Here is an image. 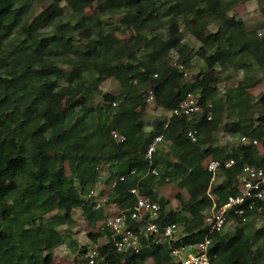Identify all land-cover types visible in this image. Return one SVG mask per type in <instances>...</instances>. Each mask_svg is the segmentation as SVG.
<instances>
[{"label": "trees", "instance_id": "1", "mask_svg": "<svg viewBox=\"0 0 264 264\" xmlns=\"http://www.w3.org/2000/svg\"><path fill=\"white\" fill-rule=\"evenodd\" d=\"M23 1L0 0V264H54L55 249L67 244L59 227L72 218L75 209L83 207L86 216L103 220L111 214L112 205L121 210L136 204L138 195L133 189L160 204L159 224L181 225L186 234L183 242L202 240L212 196L218 206L223 205L239 193L236 178L245 164L264 168V153L257 146L240 144L228 151L210 144L211 135L220 127L215 68L234 65L244 72L254 67L264 72V36L228 16L226 0H168L175 2L166 7L168 38L147 39L145 31L158 22L165 0H99L101 14L121 13L122 24L138 32L136 40L123 44L114 34L103 33L91 17L81 15L90 0H55L30 26L22 27L24 38L14 44L11 38L21 25ZM64 1L80 15L79 25L86 27L84 45H74L65 34H41L45 26L62 18ZM211 16L221 22L215 32L205 21ZM179 17L201 41L200 53L211 66L192 82H186L184 71L168 60L171 51L183 57L188 49L178 31ZM140 48L144 50L142 58L135 51ZM69 50H74L77 59L70 61L73 68L66 73L58 59ZM209 50L213 52L209 54ZM84 70L100 80L114 77L119 82L118 96L104 94L116 104L115 112L92 105L94 95ZM62 81L66 83L63 86ZM148 83L154 88L156 103L166 112L178 107L189 93L196 94L204 106L201 119L173 116L147 133L142 117L147 96L142 90ZM253 84L247 73L228 91L226 97L240 116L229 132L262 140L264 108L256 117L250 112L255 100L248 88ZM64 95L86 98L65 110ZM258 102L264 107V96ZM210 111L213 117L208 120ZM190 128L198 130L196 142L187 136ZM113 130L125 134L127 140H113ZM159 135L171 147L174 160L156 151L150 164L146 150ZM208 160L235 161L233 167L219 169L225 180L215 187L214 175L204 165ZM102 166H109L107 182L117 184L104 206L95 209L89 195L100 179ZM150 168H158L159 176ZM122 176L124 180H120ZM169 179L189 196L184 199L177 194L179 211L170 208L169 199L156 188ZM235 219L243 222L237 215ZM249 225L213 235L209 250L212 264H264V226L251 233ZM89 237L95 242L102 239L99 264H145L149 258L153 264H175L167 243L159 242L155 234L142 237L140 253L118 251L105 229ZM73 242L69 247L74 248ZM87 252V245L78 249L83 258Z\"/></svg>", "mask_w": 264, "mask_h": 264}, {"label": "rangeland", "instance_id": "2", "mask_svg": "<svg viewBox=\"0 0 264 264\" xmlns=\"http://www.w3.org/2000/svg\"><path fill=\"white\" fill-rule=\"evenodd\" d=\"M54 1L55 0H24L22 2L23 10L21 25L19 31H17L11 38L14 44H20L21 39L24 38L22 27L30 26L37 17L50 8ZM90 1V4L81 11V15L91 17L96 23V27H101L100 29H102L103 33L114 34V36L123 44L130 43L137 39L136 37L138 32L133 27H126L122 24L123 15L121 13L108 11L101 14L99 0ZM169 2L170 1L165 0L164 8L161 11L162 15L159 17L158 22L154 24V27H152L149 31H145L147 39H151L152 37L159 39L168 38L169 24L167 22L168 15L166 7L168 8L169 5L171 6L175 4V2ZM224 6L227 8L226 13L228 16L235 17L237 20L242 21L248 31H255L258 35L260 32H264V4L261 0H226ZM61 7L64 9V15L62 18L57 23L45 26L42 29L41 34L49 36L65 34L66 37H71L73 39L74 45H84L87 42V39L84 36V29H86V27L83 23L79 25L80 15L75 14L65 1L61 3ZM229 13H231V15H229ZM205 21L209 23V30L212 32L217 31L221 26V22L214 19L213 16L206 17ZM178 31L182 34L183 42L188 46V49L183 57H181L176 51H171L168 60L177 66L183 64L184 69L181 70L184 71V80L186 82H192L199 73L211 69V66L208 65V62L200 53L202 47L201 41H199L189 29H187L184 20L180 17L178 18ZM139 44L142 47L144 41L142 40ZM135 51L138 58H142L144 56L143 49L140 48V50L137 49ZM212 52V50H209L208 53L211 54ZM76 59L77 56L74 53V50H69L63 55L60 54L58 61L64 71L69 73L73 68V64L70 63V61H75ZM184 59L188 61L184 62ZM215 69L219 77L218 104L220 109L218 111V117L220 119V127L218 131L211 135L210 144L230 151L232 149H236L240 145L239 136L232 135L229 132L231 124L237 121L240 116L237 111L233 110L232 104L226 95L228 91L236 87L239 81L244 79L245 75L248 73L251 81L254 82V84L248 88V92L255 100L250 112L252 115H255V117L258 116L264 108L258 102L260 98L264 96V72L258 67L251 68L248 72H244V70L238 69L234 65L223 68L218 66ZM84 76L92 94L94 95L93 100L91 101L92 105L98 108L104 107L112 112H115L114 103L106 100L104 98V94L118 96L121 91L119 82L114 77L100 80L97 75L94 73L92 74L87 70H84ZM154 77H156V75H154ZM65 84V81H62V86ZM148 84L145 88H143L142 94H145L147 89L152 87V85ZM144 96L146 97V95ZM85 98V95L75 97L64 95L62 97V107L65 110H70L77 106L78 103L84 101ZM146 104L147 105L143 111L142 117L146 132L151 133L161 121L166 118L168 119V112L160 107L156 101L149 102L146 99ZM201 116L202 115H199L195 118V120L198 121L201 119ZM157 152L164 158L167 157L174 160L171 147L166 143L162 142L159 144L157 146ZM158 171L160 173L159 169ZM108 177L109 166H102L99 181L101 189L104 187L101 191L102 197L107 199L110 197L109 193L111 191L109 182H107ZM224 180V174L218 172L213 178L212 186L215 187L220 183H223ZM156 188L160 194L169 199V207L175 209L176 211H179L180 205V202L176 197L177 194L180 193L184 199H188L189 197L187 192L184 189L179 188L177 183L172 182L171 179L167 180L165 183L157 184ZM89 198L93 199L91 197ZM103 220H96L86 216L83 212V207L75 209L72 218L59 227L63 234L67 236V244L55 249L54 264H82V262L85 261V258L79 255L78 249L83 245H87L89 251L95 244L99 245V242H101L102 239L100 238L97 242H95L90 239L89 234L103 231ZM248 223L250 225L247 229L251 233H254L255 230L264 226V215H252L247 219V221H243L242 223L231 222L227 225L225 231L233 232L237 229L238 225L244 226ZM70 241H74L72 244L74 248L69 247ZM145 264H153L152 259H148Z\"/></svg>", "mask_w": 264, "mask_h": 264}, {"label": "built area", "instance_id": "3", "mask_svg": "<svg viewBox=\"0 0 264 264\" xmlns=\"http://www.w3.org/2000/svg\"><path fill=\"white\" fill-rule=\"evenodd\" d=\"M178 67L184 69L183 64H180ZM146 96L147 101H156L153 87L147 89ZM114 105L116 104L114 103ZM208 107L211 108L212 104L209 103ZM203 111L204 106L199 103L198 96L194 93H189L178 107L168 112V121L173 116L186 117L188 120H193L199 115H202ZM212 117L213 115L210 111L207 119L211 120ZM167 125L168 123H166ZM187 136L191 141L196 142L198 139V130L196 128H190L187 131ZM111 137L118 143H123L127 140L126 135L118 130H113ZM162 142L163 135L156 136L147 148L145 157L150 161V164L157 151V146ZM239 143L241 145L257 146L264 153V137L261 140L248 135H242L239 137ZM234 164V160H228L224 163L218 160H208L204 165L215 177L220 168L224 167L228 169L233 167ZM150 172L154 175H159L157 168H150ZM124 178L125 176H122L120 180H124ZM236 180L239 193L230 196L226 203L218 206L214 196H212L213 205L204 218L207 233L200 241L183 242L181 239L186 234L183 233L181 225L178 223L159 224L158 220L161 215L160 204L148 196H139L137 189L132 190L133 194L138 195L136 204L132 208L121 210L117 209L116 205H112L109 209L111 214L103 220V229L111 233L114 245L120 252L132 251L134 253H140L143 248L142 237L155 234L159 242L167 243L175 264H202L203 260H207L208 264H212L209 250L213 243V235L224 231L229 223L237 222L235 219L236 215L242 221H247L252 216V213L260 214L264 212V168L252 164H245ZM116 184L117 181H113L111 188L115 187ZM99 187L97 183L90 191L89 197H96ZM107 200V198L94 199L95 209L102 208ZM132 223L137 225L132 226ZM176 237H179V239ZM207 241H211V243H207ZM191 249H195V251ZM100 260L99 245L95 244L86 253L85 264H99Z\"/></svg>", "mask_w": 264, "mask_h": 264}, {"label": "crops", "instance_id": "4", "mask_svg": "<svg viewBox=\"0 0 264 264\" xmlns=\"http://www.w3.org/2000/svg\"><path fill=\"white\" fill-rule=\"evenodd\" d=\"M98 184H99V186H100V181H98ZM110 185V190L112 189L111 188V184H109ZM99 189H101V186L99 187ZM98 189V195L96 196V197H93V199H92V201H94V199L96 200V199H98V198H104V197H102V190L104 189V187L101 189V190H99ZM110 193H111V191H110ZM110 193H109V195H110ZM109 197V196H108ZM150 259V258H149ZM147 262V261H146ZM145 262V263H146Z\"/></svg>", "mask_w": 264, "mask_h": 264}, {"label": "clouds", "instance_id": "5", "mask_svg": "<svg viewBox=\"0 0 264 264\" xmlns=\"http://www.w3.org/2000/svg\"><path fill=\"white\" fill-rule=\"evenodd\" d=\"M229 15H231V13H229ZM259 35L264 36V32H260ZM176 238L179 239V237ZM170 239H172V237H170ZM207 243H211V241H207ZM191 250L195 251V249H191ZM202 264H208L207 260H203Z\"/></svg>", "mask_w": 264, "mask_h": 264}]
</instances>
